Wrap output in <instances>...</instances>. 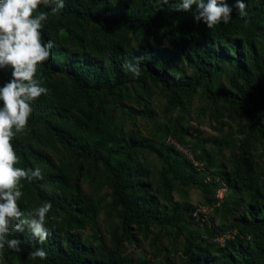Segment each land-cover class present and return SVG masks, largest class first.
<instances>
[{"label": "trees", "instance_id": "1", "mask_svg": "<svg viewBox=\"0 0 264 264\" xmlns=\"http://www.w3.org/2000/svg\"><path fill=\"white\" fill-rule=\"evenodd\" d=\"M227 2L232 17L214 28L194 22L195 6L175 11L180 0H65L58 16L42 22V39L51 41L52 48L36 76L46 77L49 92L34 102L26 129L12 143L18 167L42 169L43 179L22 181L19 206L27 211L50 202L45 225L50 236L41 245L27 229L13 232L26 243L19 253L0 250L4 264H144L125 254L122 242L137 239L139 233L147 236L153 226L176 227V236L187 230L185 264H264V182L258 183L252 157L253 144L264 142V0H245L243 18L235 0ZM40 11L49 8L40 5L36 13ZM137 58L141 75L133 78L122 65ZM225 71L227 85L222 81ZM10 76V70H0V86ZM152 84L165 98L166 109L177 110L165 130L183 146L190 134L183 114L199 87L209 100L206 109H219L223 103L230 118L242 119L230 170L224 163L210 173L201 169L199 163L211 162L204 146L189 148L190 158L173 142L157 144L133 127L135 118L155 117L152 103L143 98L151 94ZM132 92L139 94L138 105L129 104L135 99ZM118 109L130 128L125 119H114ZM149 151L163 163L157 186L150 165L140 158ZM82 179L108 186V206L121 219V233L115 234L112 247L93 227L101 204L83 190ZM221 182L236 194L223 207L237 231L219 243L188 228L195 223L203 224L209 236L215 231L212 220L197 219L195 208L173 202L170 192L174 184L212 192ZM239 191L248 200L239 198ZM88 228L93 229L91 236L83 233ZM161 233L158 230V241ZM40 247L47 258L31 259L29 253ZM163 251L168 261V248Z\"/></svg>", "mask_w": 264, "mask_h": 264}, {"label": "clouds", "instance_id": "2", "mask_svg": "<svg viewBox=\"0 0 264 264\" xmlns=\"http://www.w3.org/2000/svg\"><path fill=\"white\" fill-rule=\"evenodd\" d=\"M156 3L167 4L169 0H156ZM40 5L49 11L36 13ZM64 6L65 0H0V70L11 72L10 79L0 86V250L22 251L21 245L26 241L13 237V232L27 229L41 245L50 236L45 226L52 209L50 202L45 201L27 211L19 206L24 187L22 181L43 179V173L40 167L17 166L19 157L12 141L17 133L26 129L34 102L49 92L44 86L46 77L36 76L37 66L51 57L52 42L42 39V22H47L49 15L58 16ZM193 6L194 22L208 28L227 24L232 17L233 7L227 0H180L175 11H192ZM246 7L245 0H235V8L242 18L247 15ZM139 63V58L136 62L125 60L122 68L133 78H138L141 75ZM29 256L45 260L48 253L40 247ZM0 264H4L2 251Z\"/></svg>", "mask_w": 264, "mask_h": 264}, {"label": "rangeland", "instance_id": "3", "mask_svg": "<svg viewBox=\"0 0 264 264\" xmlns=\"http://www.w3.org/2000/svg\"><path fill=\"white\" fill-rule=\"evenodd\" d=\"M227 74L228 72L225 71V74L222 76V81L225 85L228 84ZM153 85L154 84L151 85V89L149 88V90H152L151 94H144L145 97L143 98L149 99L152 103L155 117L152 120L141 117L135 118L133 127L138 128L145 136L154 139L157 144L164 141L165 143L173 142L181 150H184L186 155L190 158H193V152H191L189 148H193V146L194 148L195 146L196 148L198 146H204L211 154V162L205 161L202 164L199 163L198 166H200L201 169L209 170L210 173L215 171L220 163H224L230 170L232 166L235 165L234 158L238 152L237 136L243 124L242 119L240 117L235 119L230 118L229 108L223 103H219V109L216 107L213 108L214 106H212L211 109H206L209 100L205 98L202 89L199 87L197 88V94L191 101L188 111L183 114L182 123L187 127L188 132L192 134H186L184 139L182 138L187 144L183 146L177 139H173L165 130V127L169 125V120L177 116V110L166 109L165 98L162 96L161 92H159V89ZM131 96L135 99H131L129 104L138 105L139 94L132 92ZM136 108L138 107L136 106ZM208 110H211V112L215 114V118L210 116ZM113 117L115 120L121 122L125 119V114L122 110L118 109ZM125 121H127V119H125ZM171 121L173 122L174 120L172 119ZM125 126L130 128L132 125L127 121ZM252 157L255 161L258 183L262 185L264 182V177L262 175L264 171V142H255L253 144ZM140 158L148 162L152 171L151 179L156 186L160 185V171L163 166L162 161L154 151L145 152V155L141 154ZM208 176H210V174ZM81 185L87 194H91L94 199L101 204L100 214L95 220L93 227L98 231L104 244L108 247H112L115 243V234L121 233V219L118 212L108 206L111 201L108 186L106 183L100 185L86 179H82ZM220 188H224V191L221 197L222 200L219 202L215 194L216 190ZM170 196L173 202H183L193 206L195 209L192 214L197 219L202 218V220H206L207 222L210 220L213 221L215 231L211 236L205 232L203 224L198 225L193 223L188 227L195 230L196 233L205 240L213 238L212 241L214 240L221 243L226 238L230 237L232 233L237 231L236 228L231 227V220L224 217L223 204L226 202L230 203L236 196L225 183L219 184L215 190L206 193L202 189L194 186L181 187L174 184ZM237 196L248 200L244 191H239ZM160 198L162 199V196H160ZM175 228L176 227H169L162 230L160 227L153 226L147 236L139 233L137 239L131 241L124 240L122 242V250L135 262L141 260L144 261V264H185L184 257L182 256V248L187 236V230L184 229L180 235L176 236ZM158 230L162 232L159 241L156 238ZM92 231L93 229L88 228L84 230L83 233L86 236H91ZM164 246L168 248V261H166L164 257Z\"/></svg>", "mask_w": 264, "mask_h": 264}, {"label": "built area", "instance_id": "4", "mask_svg": "<svg viewBox=\"0 0 264 264\" xmlns=\"http://www.w3.org/2000/svg\"><path fill=\"white\" fill-rule=\"evenodd\" d=\"M196 163V162H195ZM223 191H224V188H220V189H217L216 190V199L218 200V201H220L222 198V196H223ZM222 243V242H221Z\"/></svg>", "mask_w": 264, "mask_h": 264}]
</instances>
